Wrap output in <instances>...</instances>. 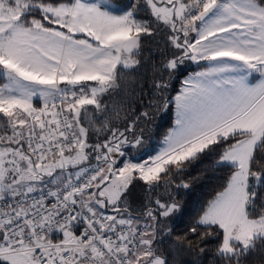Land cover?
Instances as JSON below:
<instances>
[{"label":"snow or ice","instance_id":"snow-or-ice-1","mask_svg":"<svg viewBox=\"0 0 264 264\" xmlns=\"http://www.w3.org/2000/svg\"><path fill=\"white\" fill-rule=\"evenodd\" d=\"M161 31L171 52L151 97L134 88L141 110L121 118L115 97ZM186 61L199 70L171 95ZM169 112L155 154L130 155ZM209 158L224 183L166 254L184 207L171 189ZM185 251L188 264L264 253V0H0V264H177Z\"/></svg>","mask_w":264,"mask_h":264},{"label":"trees","instance_id":"trees-1","mask_svg":"<svg viewBox=\"0 0 264 264\" xmlns=\"http://www.w3.org/2000/svg\"><path fill=\"white\" fill-rule=\"evenodd\" d=\"M125 4H130L133 0H123ZM143 14V13H142ZM167 31H161L154 37L148 38L144 41L142 47L148 49L144 53L147 60L151 63H143L138 73L133 72L131 76H126L127 88L125 92H121L115 97L114 106L119 109V115L121 118L127 117L131 119L133 115L140 112L141 106L136 103L129 105L127 101L128 95L133 94L132 90L135 88L138 92L140 88L143 89L145 97H151L152 81L155 79L153 69L165 60L171 52L170 47L165 42L167 40ZM139 58V57H138ZM199 69L197 66L189 67L183 66L182 71L177 73V76L172 81L171 95H175L180 87L181 81L190 72ZM174 117L171 112L167 114H159L156 116L154 122L151 125H146V128L150 129L145 133L146 144L144 149L136 150L130 155H135L137 160H141V152L143 158H148L150 155L155 154V150L160 146L165 134L173 125ZM93 164L95 161L92 162ZM227 176L226 170L216 169L211 159L204 160L203 164L191 168L184 174L183 179L190 184L188 189H171L175 194L179 203L183 207V215L176 220L175 224L170 225L173 228L172 237L167 235L161 237L163 241L160 243L161 250L167 251L171 249L175 251V244L173 243L177 237H180L187 231L188 226L198 218V215L208 200L212 198L215 192L219 189L220 185L224 183ZM180 181L177 180L176 183ZM140 189L137 188V197L140 195ZM195 257L188 252L178 254L176 257L177 264H188V262ZM247 264H264V253H257L255 257H249Z\"/></svg>","mask_w":264,"mask_h":264},{"label":"rangeland","instance_id":"rangeland-1","mask_svg":"<svg viewBox=\"0 0 264 264\" xmlns=\"http://www.w3.org/2000/svg\"><path fill=\"white\" fill-rule=\"evenodd\" d=\"M185 66H189V67H193V66H197L196 64H194V63H192V62H188V61H186L185 62ZM199 69H197V70H195V71H198ZM195 71H193V72H195ZM190 73H192V72H190ZM189 73V74H190ZM186 77V76H185Z\"/></svg>","mask_w":264,"mask_h":264}]
</instances>
